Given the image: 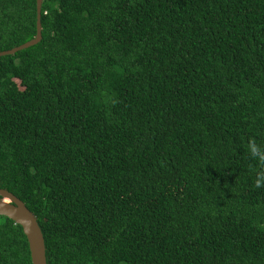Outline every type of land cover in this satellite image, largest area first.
<instances>
[{"label": "trees", "instance_id": "1", "mask_svg": "<svg viewBox=\"0 0 264 264\" xmlns=\"http://www.w3.org/2000/svg\"><path fill=\"white\" fill-rule=\"evenodd\" d=\"M0 0V52L36 36ZM0 57V189L47 264H264V0H42ZM0 264H32L0 216Z\"/></svg>", "mask_w": 264, "mask_h": 264}, {"label": "water", "instance_id": "2", "mask_svg": "<svg viewBox=\"0 0 264 264\" xmlns=\"http://www.w3.org/2000/svg\"><path fill=\"white\" fill-rule=\"evenodd\" d=\"M36 7L37 22L35 38L19 47L0 52V57L13 55L18 51L38 44L42 40V0H36ZM0 216L10 219L22 227L29 244L32 264H47L45 239L37 217L27 208L22 200L5 189H0Z\"/></svg>", "mask_w": 264, "mask_h": 264}, {"label": "clouds", "instance_id": "3", "mask_svg": "<svg viewBox=\"0 0 264 264\" xmlns=\"http://www.w3.org/2000/svg\"><path fill=\"white\" fill-rule=\"evenodd\" d=\"M262 158H264V157H262Z\"/></svg>", "mask_w": 264, "mask_h": 264}]
</instances>
